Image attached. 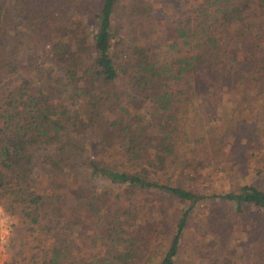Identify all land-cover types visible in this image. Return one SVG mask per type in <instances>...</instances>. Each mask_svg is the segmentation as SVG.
<instances>
[{
	"label": "trees",
	"instance_id": "1",
	"mask_svg": "<svg viewBox=\"0 0 264 264\" xmlns=\"http://www.w3.org/2000/svg\"><path fill=\"white\" fill-rule=\"evenodd\" d=\"M53 1L78 14L77 19H59L63 9L53 7ZM116 1L47 0L46 4L26 0L23 11L32 19L27 27L34 29L37 21L36 11L29 6L44 9L41 31L48 44V65L38 67L37 73L50 89H29L32 81L21 77L3 102L0 200L11 211L17 209L30 224L42 222L40 229L53 239L43 264H136L140 246L163 235L166 248L157 264H175L189 212L205 198L229 204L239 217L253 213L254 222L249 224L241 248L247 263L264 264L263 188L243 183L233 190L202 195L171 185L159 174L173 154L170 134L176 130L174 122L180 113L177 103L192 106L211 98L210 104L216 105L224 96L239 105L247 100L244 94L250 82L264 84V61L257 58L263 39L256 35L251 14L264 11V0H197L184 21L173 22L166 29V43L159 38L155 41L152 21L138 25L130 21V38L123 47H119L122 38L112 31ZM130 10L133 15L148 16L147 8L135 2ZM3 21L7 18L0 5V70L12 73L19 64L12 34ZM119 74L125 78L121 89L116 88ZM58 91L67 98L64 102L53 98ZM101 105L116 117L108 125L124 159L123 170L82 159L84 145L75 142ZM149 105L152 109L147 112ZM254 130L259 129L255 126ZM111 135L101 133L102 141L107 143ZM36 165L40 171H52L55 183L62 180L82 189L81 197L69 207V215L63 214L57 195L47 197L35 190L29 176L32 169L38 170ZM98 179L124 185L128 196L155 192L182 206L176 217L158 205L151 220L143 224L139 218L144 207L152 208L151 200L146 206L115 210L113 218L107 217L99 214L103 203L97 205L101 199L95 189ZM81 214H99L97 218L103 219L96 243L99 255L95 256L91 239L88 256L76 253L68 257L66 250L73 241L65 236L71 234L68 230L73 231ZM232 254L234 250L219 257L215 253L207 257L208 264H235Z\"/></svg>",
	"mask_w": 264,
	"mask_h": 264
},
{
	"label": "rangeland",
	"instance_id": "2",
	"mask_svg": "<svg viewBox=\"0 0 264 264\" xmlns=\"http://www.w3.org/2000/svg\"><path fill=\"white\" fill-rule=\"evenodd\" d=\"M25 2L26 0H0L4 16L7 18L3 24L12 34L15 45L13 47L16 51L15 60L19 64L12 73L0 70V109L4 107L3 102L7 99V94L18 86L21 77H27L32 81L29 89L35 86L47 91L50 89L43 76L37 73L38 67L48 65V44L45 33L41 31L44 9L34 7L35 4L32 6L34 8L29 6L36 11L37 21L34 29L27 27L32 19L23 11ZM134 2L147 8L146 18L131 14L130 9ZM52 3L53 7L63 9L59 13V19L62 16L64 19H77L78 14L66 10L62 3L56 1ZM196 3L197 0H117L112 18V31L115 37L122 38V45L119 47L125 46L130 38V21H136L137 25L143 24L141 21H152L155 41L159 38L160 42H168L166 29L172 26L173 22L184 21ZM251 14L258 29L256 35L259 37L261 34L263 39V43L258 46L260 52L257 58L264 61V11L255 10V14L253 11ZM124 85L125 78L119 74L116 88L121 89ZM53 87L52 91L56 88ZM54 95L55 100L64 102L62 99H67L64 93L59 91ZM244 95L247 96V100L241 101L239 105L224 96L221 103L218 102L216 105L210 104L211 98L206 99L204 103L197 101L192 106L177 103L179 108L177 110H180V113L174 122L176 130L170 134V138H173V154L169 160L167 159V168L159 173L161 180L202 195L233 190L243 183L254 184L264 189V84L250 82ZM151 109L149 105L145 110L150 112ZM114 118H116L114 113L101 105L91 125L75 138V142L84 145L85 154L82 155V159H91L97 164L123 170L126 168L125 162L115 133L108 125V121ZM255 126L259 130H254ZM101 133H111L112 138L106 143L102 141ZM29 177L38 193L47 197L55 195L59 197L65 216L69 215V207L75 205L78 197H81L82 189L72 183L65 185L62 180L55 183L52 171L32 169ZM95 182V189L101 196L97 205L103 203L99 214L107 217L113 218L115 210L132 209L138 204L146 206L151 200L152 208L144 207V213L142 212L139 218L143 224L151 220L158 205H162L167 214L172 213L176 217L182 206L179 201L165 200L155 192L128 196L124 185H116L101 179ZM99 214H81L73 231L68 230L71 234L65 237L68 241H73V246L66 250L68 257L76 253L88 256L87 253H90L93 247H89L91 239L95 242V256L99 255L96 243L99 239L98 229L102 226L103 220L97 218L101 216ZM253 219L251 211L239 217L233 214L229 204H220L209 198L202 199L189 212L175 264H208L207 257L210 258L215 253L219 257L221 253L230 250H234L235 255L232 254L230 258L235 264H249L245 261L241 247L247 238L249 224L254 222ZM41 223L40 221L37 224H30L17 209L11 211L6 202L0 200V226L8 229V235L0 245V264H43L49 255L53 239L50 234L47 235L40 229ZM54 229L59 233V229ZM152 241L140 246L136 264H157L166 248V241L164 235Z\"/></svg>",
	"mask_w": 264,
	"mask_h": 264
},
{
	"label": "built area",
	"instance_id": "3",
	"mask_svg": "<svg viewBox=\"0 0 264 264\" xmlns=\"http://www.w3.org/2000/svg\"><path fill=\"white\" fill-rule=\"evenodd\" d=\"M8 235V229L7 227H1L0 226V245L4 243V240L6 239V236Z\"/></svg>",
	"mask_w": 264,
	"mask_h": 264
}]
</instances>
